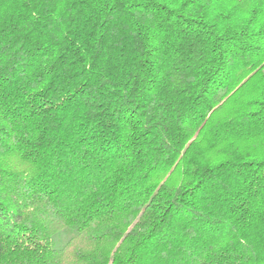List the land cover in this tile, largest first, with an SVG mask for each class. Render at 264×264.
Masks as SVG:
<instances>
[{"label":"trees","instance_id":"1","mask_svg":"<svg viewBox=\"0 0 264 264\" xmlns=\"http://www.w3.org/2000/svg\"><path fill=\"white\" fill-rule=\"evenodd\" d=\"M0 264H264V0H0Z\"/></svg>","mask_w":264,"mask_h":264}]
</instances>
